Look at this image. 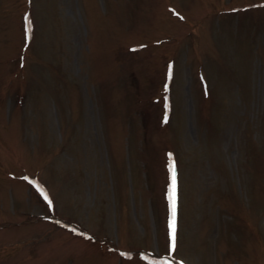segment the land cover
Instances as JSON below:
<instances>
[{
	"label": "rangeland",
	"instance_id": "1",
	"mask_svg": "<svg viewBox=\"0 0 264 264\" xmlns=\"http://www.w3.org/2000/svg\"><path fill=\"white\" fill-rule=\"evenodd\" d=\"M145 250L264 264V0H0V264Z\"/></svg>",
	"mask_w": 264,
	"mask_h": 264
},
{
	"label": "snow or ice",
	"instance_id": "2",
	"mask_svg": "<svg viewBox=\"0 0 264 264\" xmlns=\"http://www.w3.org/2000/svg\"><path fill=\"white\" fill-rule=\"evenodd\" d=\"M170 171H171V183H172L171 195L169 197L171 201L170 237H171V249L174 250L176 248V198H175L176 168H175V164L170 165Z\"/></svg>",
	"mask_w": 264,
	"mask_h": 264
}]
</instances>
